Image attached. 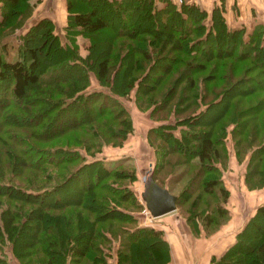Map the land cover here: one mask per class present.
<instances>
[{"label": "trees", "instance_id": "obj_1", "mask_svg": "<svg viewBox=\"0 0 264 264\" xmlns=\"http://www.w3.org/2000/svg\"><path fill=\"white\" fill-rule=\"evenodd\" d=\"M38 1L0 0V80L5 92L0 97V195L7 200L0 216L4 222L8 212L16 218L10 228L3 224L5 238L23 264H112L114 261L117 264H167L169 245L162 230L141 225L135 213L142 206L130 187L136 175L128 157L106 160L87 156H94L102 144H121L133 129L131 115L118 96L127 97L133 89L135 105L145 109L147 107L143 106L144 100L140 96L151 92L171 72L177 75L165 86L163 96L168 100L173 97L171 95L178 86L176 83L184 74V87L190 90L196 86L195 72L206 71L201 78L206 83L226 79L223 82L228 85L213 90L211 98L208 94L201 95L199 103L203 109L199 114L175 117L178 120L175 124L161 123L147 130L148 141L155 146L158 156L149 172L153 181L177 196V211L192 233L208 235L213 232L228 216L224 206L228 190L215 164L226 155L223 145L226 133L224 127L216 132L206 122H214L228 107L227 101L222 102V99L230 89L238 88L237 93L241 96L233 99V107L242 104L243 100L248 102L246 96L254 90L264 91V21L230 25L221 2L207 9L190 0H65L66 28L92 33L109 26L111 22L99 10L101 7L123 15L120 20L123 25L114 30V37L104 40L102 51L94 52L95 43L91 42L88 52L82 55L73 44L60 41L52 31V20L44 16L18 35L15 53L7 57L3 38L24 24ZM97 1L100 5L96 4ZM143 23L154 33L166 29L174 31L172 37L178 40L184 57L176 54V59L165 53L170 48L177 50L172 45L168 47L169 39H148L140 30L132 35L134 27H145ZM117 36L120 39L117 40ZM133 39L138 44L128 43ZM45 45L49 46L51 56L43 68H39L37 49ZM155 50L158 52L156 56ZM229 57L232 60H225ZM160 58L168 60L169 65L159 68L158 74L153 76L151 67ZM243 59L251 64L246 65L241 76L236 78L238 62ZM179 63L181 68L176 66ZM89 71L107 90L86 89L90 82ZM147 78L152 82L145 83ZM232 78L233 82L230 81ZM249 81H253L254 86L247 84ZM42 86L45 89L39 90ZM31 89L35 93L28 100L26 97ZM55 95L60 98H54ZM147 100L149 115L154 118L163 102ZM246 104L244 107L239 105L240 109L235 113L240 116L243 129L233 125L230 130L235 137V154L241 159L250 150L246 180L252 175L264 179V139L260 138L261 130L264 131V114L261 113L264 96L255 103L249 101ZM76 106L83 108L84 114L51 129L60 114ZM215 106H220L217 117L212 118L213 114L202 121ZM15 108L19 111L16 112ZM197 124L210 127L198 131V134L193 129ZM172 125L180 126V135L172 131ZM248 125L249 140L258 138L261 141L257 144L251 142L248 149H243L240 136ZM161 127L169 128V131H163ZM73 131L80 132V135L71 137ZM152 132H159L166 144L169 140L172 142L160 149L150 138ZM71 140L75 143L72 144ZM190 140L196 145L194 151H184ZM172 153H178L183 161H171L168 157ZM193 157L201 169L194 170L192 178L201 180L200 192L192 199L190 196L196 187L187 183L174 192L159 179L158 171L165 165L187 163ZM256 157L261 166L259 164L258 171L254 172ZM26 168L34 170L35 174L27 180L25 177L17 182L12 180L10 171L16 170L14 173L20 175ZM57 168L62 171H56ZM182 170L186 172L187 168ZM205 173H210L212 178H203ZM260 178H255V186V183L246 182L247 187H260L263 182ZM73 181L78 182L76 196L62 198L59 193L54 195V200L43 202L42 198L60 192ZM203 193H209L211 199L201 201ZM12 200H16L13 205L9 203ZM187 203L188 209L183 213L181 208ZM201 204L203 212L199 213ZM27 226L34 231L33 240L23 252L18 248L17 238ZM0 235L2 238L1 226ZM82 238L86 239L84 243H81ZM210 262L264 264V203L259 204L236 231L234 242L219 256H211ZM0 264L10 263L0 256Z\"/></svg>", "mask_w": 264, "mask_h": 264}, {"label": "rangeland", "instance_id": "obj_2", "mask_svg": "<svg viewBox=\"0 0 264 264\" xmlns=\"http://www.w3.org/2000/svg\"><path fill=\"white\" fill-rule=\"evenodd\" d=\"M60 1L61 0H58V2ZM40 2L43 3V5L40 4ZM55 2L56 0H39L34 6V10L36 9L35 12H33L26 19L24 24L20 28L15 30L13 34L5 36L3 38L2 41H5V44L7 47V53H6L7 57H12L14 55L15 48L18 43V39H17L18 35L21 33H25L32 23H34L39 18L44 17V16H47L52 20V24H51L52 31L58 35V38L60 39V41L62 43L67 42V43L73 44L74 49L76 48L77 51L81 53L82 55L88 52L87 47L90 45L91 42L95 43L94 52L102 51L104 40H106L107 37H114L113 35L114 30L116 28L122 27L123 25L122 21H120L121 19H123V15H121L120 13L112 9H109L108 7H101V9L99 10L102 12L105 18L111 22L109 26L101 30L92 32V33L84 32L82 30H79L78 28H66L67 22H66L65 0H63L64 2L63 10L62 9L58 10L54 8ZM96 4L100 5L98 1L96 2ZM50 10L52 12H50ZM11 15L12 14H10L9 17ZM144 26L145 27H141L140 29L134 27L135 32H132L131 34L135 35V33L138 30H140L142 32L141 35H143L145 38H148V39L150 38L155 39V40L156 38H159V39L166 38L167 40L169 39L168 47L172 45L173 47H177V50H173L170 48L168 51L166 50L167 52L165 53L169 54L170 57H175L176 59H178L176 57V54L180 56L182 55L181 45L179 44L177 39L175 40V38L172 37L171 32H174V31L169 29L170 30L169 32L166 29V31L163 30V31L154 33L153 31L151 32L150 30H148L150 27L149 25L144 24ZM130 29H133V28H130ZM146 29L148 32L145 31ZM32 32L34 33L36 32V30H32ZM165 34L167 35V37L165 36ZM116 39L118 40L120 39V37L117 36ZM125 39L127 40V37ZM129 41L130 42L128 43L130 44H138V41L135 39H133L132 41L131 40ZM30 45H32V40L30 41ZM132 54L134 53H131V55ZM154 54L156 56L158 52L156 53V50H155ZM37 55H38V66L39 68H43L44 64L46 63L47 60H49L51 56L49 46L45 45L44 47L38 48ZM110 56L113 59H115V56H113L112 54H110ZM182 56L184 57V54ZM225 60H232V58L230 57L225 58ZM250 64L251 62L247 59L239 60L238 62L239 70L236 72L235 77L237 78L241 76V73L244 67ZM167 65H169V61L163 60L162 58H160L159 62H157V64L151 67L152 75L153 76L157 75L159 71L158 69L164 68ZM176 66L177 68H181L182 64L179 63V64H176ZM219 69L221 70V67ZM190 71L192 70H189V72ZM254 72H256V70ZM205 73L206 71H202V72H195L193 74L195 81H196V86L191 90L186 89L184 87L185 86V81H184L185 74H184L182 77H180L181 78L180 81L176 83L178 86L171 95V97L172 96L173 97L168 100V98L163 96L165 86L167 85V83L173 81V78L176 77L177 75V73L171 72V74H169V76L165 78L166 80L163 79L162 81H159V84L157 83L151 92L143 93V95L140 96V98L144 100L143 106L147 107L145 109H140L135 105L133 89L129 92L127 97L118 96L119 97L118 99L126 106V108L128 109L131 115L133 129L127 133L126 137L124 138L121 144H116V145L102 144L100 150L96 151L94 153V156H91V155L87 156V158L89 159H92L94 157H101L106 160H116L118 158L128 157V161L132 163L134 166L135 175H136V179H134V181L131 182L130 187L133 189L137 201L142 206L141 209L135 212L138 216L149 214V212H147L145 208V202L142 199V192L144 190V182L142 180V175L147 172H150L151 169L154 167L155 163L158 161V156H156V152L154 148L155 146L151 145L148 141L147 130L150 127H157L161 123L175 124L176 121H178L176 120L175 117L179 119L178 117H181L182 115L187 116L190 114V115L195 116L199 114L201 110L203 109V105L199 103L201 95L208 94V97L211 98L212 97L211 92L213 90H216V89L219 90V89H222V87H226V85H228V83H224L225 81H227L226 79L223 80L224 82L215 79L213 80L214 83L208 82L210 84L201 81L202 75H204ZM89 81H90L89 85L86 87L87 90H96V89L107 90L106 87H103L97 83L92 71H89ZM145 81H146L145 83L148 84L150 83L151 79L147 78V80ZM230 81L233 82L234 79L232 78ZM247 84L254 86L253 81H249ZM244 86L245 85H242V87ZM3 87H4L3 81L0 80V97L4 96V93H5L3 90ZM40 89H45V86L40 87L39 90ZM237 92H238V88L230 89L228 94H226V97L224 96L222 99V102L227 101V105L229 104L228 107H225V110L222 111L221 115H219L218 119H216L214 122L210 121L206 123L207 124L209 123L211 127L213 126V130L216 132L220 131L219 128L224 127L225 133H226V136L224 138V143H223V145H225L224 147L226 149V155L223 157V160H220V162H216L215 164L217 165L218 169H220L219 170L221 171L220 178L222 179L224 186L228 190V194L224 201V206L227 208V214H228L227 219L229 218L230 213L237 211V209H240L243 214H246V215L249 214V216L246 218L247 220L254 213L256 207L259 204L264 203V179L260 178V176L252 177L253 176L252 175L246 180V171H247V164L250 159L249 158L250 150H247L240 159L239 156L235 154L236 153L234 149L235 148L234 147L235 137H232L230 130L233 127V125L234 127H238L241 130L243 129V126L241 127V124L239 122L240 116L237 117L235 115V113L239 111L240 109L239 105L244 107L245 105H247L246 103H248L249 101L252 103H255V101L259 100L261 97L264 96V91L254 90V93L248 94L246 96L249 99L248 102H245L243 100L242 104H239L238 106L233 107V105H231V103L234 102L233 99L241 98V96ZM34 93H35L34 89H31L26 99L29 100L31 97L34 96L33 95ZM208 97H207L206 102L209 99ZM231 97H232V100H231ZM54 98H60V97L58 95H55ZM148 98H150L151 101H156V102L162 101L163 102V106L155 114L154 118L150 117L149 115L150 107H148V102H149V100H147ZM197 102H198V105L195 104ZM14 110L16 112L19 111L17 108H15ZM219 110H220V106H215L212 110L208 112V116L202 119V121L203 120L205 121V119L208 120L210 116L213 114L214 115L212 118H215ZM261 113L264 114V108L262 109ZM82 114H84L83 108L77 107V106L71 107L65 112H63L62 114H60V116L54 121V124L52 125L51 129L53 130L60 126L68 124L76 116L82 115ZM171 124H166V125H171ZM210 126L209 125L201 126L197 124L195 127L193 126V129H196L197 133L199 134L198 131H201L202 129L206 127H210ZM171 127L173 128L172 131L176 135H180V126L172 125ZM162 129L163 131H169V128L163 127ZM248 129H249V125L246 127L245 131H242V134L240 136L242 140L241 146L243 147V149L244 148L248 149V147L251 146V142L253 144H257L261 140L264 139V131L261 130V134H260L261 140L257 138L255 141H252V140L250 141L249 136H248L249 135ZM159 131H161V129ZM160 133L162 136H164L163 132H160ZM75 134L80 135V132L78 131H73V133L70 132L71 137L74 136ZM158 134L159 132H152L150 134V138L152 141H154V144L159 146L160 149L162 148L163 145H167L168 143L170 144L172 142V140H169V142H167L166 144V140L165 139L163 140L162 139L163 137H161ZM65 140L69 141L68 137H65ZM193 141L194 140H190L189 143L186 144V147L188 148L184 151H188L190 149L194 151L196 145L193 143ZM70 142L72 144L75 143L73 140H71ZM81 151H83L84 153V150H81ZM168 158L171 159V161L176 160V159L183 161V159L181 158L180 155H178V153H172L169 155ZM257 159L258 157H256L254 161L256 165V167L253 166L254 172L258 171L259 164H260ZM195 160H196V157H193L191 159H188L187 163L180 164L179 166L165 165L162 169H160V171H158L159 172L158 177L159 179L162 180L163 184H166L172 187V190L174 192L179 191L181 187L185 186L187 183H189L190 187H196V190L190 196V198L193 199L195 198V195H197V193L200 192V187H198V185L201 180V178L199 177L196 179L192 178L193 171L194 170L200 171L199 169H201L199 168V166L196 165ZM184 167L187 168L186 172H184V170H182L181 172V169H184ZM57 170H60V169L57 168L56 171ZM15 171L16 170H13L12 172L10 171V173L13 176L12 180L15 182L20 180L21 177H25L26 178L25 180H27L30 177V175L35 174L34 170L29 169V168H26L25 170L20 172L21 173L20 175L15 174L14 173ZM53 171L52 173L54 174ZM203 178H212V176L210 173H205L203 174ZM255 178H260L261 181H263L262 185L256 188H248L246 182L251 183L253 185L256 181ZM77 184H78L77 181H73L69 185L63 187V189L60 192L52 193L51 195L47 196V198L45 199L42 198V200L44 203L45 201L50 202L52 199L54 200V197H55L54 195L59 194V193H60L59 195L62 198L65 196L74 197L76 196V193H77L76 192ZM255 185L256 183L253 186ZM210 196H209V193L207 194L203 193L202 196L200 197L201 201L202 199L203 200L211 199ZM38 200H41V198L38 197ZM5 201H7L6 198L0 195V211H1V208L5 206L6 204ZM15 201L16 200H12V201H9V203L13 205L14 203H16ZM25 206L31 207L30 204H25ZM188 206H189V203L182 206L181 210L183 211V213H186ZM201 207L202 208H200L199 213L203 212L202 209L204 206H202V204H201ZM175 209L177 211L176 206H175ZM252 209L253 211L251 212ZM8 213L9 214H6L7 219L5 220V222L2 220L0 216V226L2 230V238H0V256L5 257V259H7L10 264H23L20 258H18L16 254L12 252L11 243L8 240V238H5V234H6L5 228L7 227L10 228V225H12V223L16 219L14 218V215H11L10 212ZM3 224H5L6 227ZM33 232L34 231L31 229V227L27 226V227H23V233L21 235L18 234V238H17V241L19 243L18 248L22 249L23 252L26 251V249H28V244H30V242L33 240V235H32ZM84 241H86V239L82 238L81 243H84Z\"/></svg>", "mask_w": 264, "mask_h": 264}, {"label": "crops", "instance_id": "obj_3", "mask_svg": "<svg viewBox=\"0 0 264 264\" xmlns=\"http://www.w3.org/2000/svg\"><path fill=\"white\" fill-rule=\"evenodd\" d=\"M190 1H194L207 9H210L215 3H223L224 15L230 25L241 22L252 23L254 20L264 21V0ZM40 4L43 5L41 2ZM54 6L58 10H63V0L60 2L56 0ZM35 10L33 9L32 13ZM50 12L52 11L50 10ZM145 174L148 176L149 172ZM149 215L139 216V223L141 225H152L162 230V235L169 245V260L167 264H211V256H219L234 242L236 231L249 216V214H243L240 209H237V211L230 213L229 218L210 234L204 235L201 233L200 235H195L176 209L158 216H152V218ZM112 264L117 263L114 261Z\"/></svg>", "mask_w": 264, "mask_h": 264}, {"label": "water", "instance_id": "obj_4", "mask_svg": "<svg viewBox=\"0 0 264 264\" xmlns=\"http://www.w3.org/2000/svg\"><path fill=\"white\" fill-rule=\"evenodd\" d=\"M143 180L142 199L152 216H158L175 209L177 198L175 194L155 183L150 174L143 175Z\"/></svg>", "mask_w": 264, "mask_h": 264}, {"label": "built area", "instance_id": "obj_5", "mask_svg": "<svg viewBox=\"0 0 264 264\" xmlns=\"http://www.w3.org/2000/svg\"><path fill=\"white\" fill-rule=\"evenodd\" d=\"M179 1H180V0H179ZM145 208H146V207H145ZM146 210H147V212H149V210H148L147 208H146ZM149 214H150V212H149ZM149 217L152 218V215L150 214ZM150 218H149V219H150Z\"/></svg>", "mask_w": 264, "mask_h": 264}]
</instances>
